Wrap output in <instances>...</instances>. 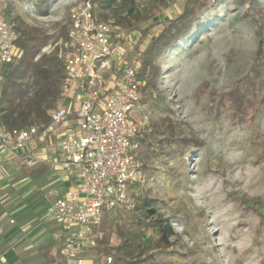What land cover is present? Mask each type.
Instances as JSON below:
<instances>
[{
	"label": "rangeland",
	"instance_id": "obj_1",
	"mask_svg": "<svg viewBox=\"0 0 264 264\" xmlns=\"http://www.w3.org/2000/svg\"><path fill=\"white\" fill-rule=\"evenodd\" d=\"M6 1L5 14L22 37L38 29L49 38L48 51L22 78L29 92L18 99L22 125H42L46 116L28 108L33 76L40 69L60 70L57 43L66 36L70 8L88 0ZM90 1L96 17L112 28L116 46L140 66L164 21L182 13L186 2ZM201 3L196 33L157 56L161 76L134 112L144 181L135 209L104 218L101 246L114 264H264V0ZM117 63L106 75L113 84ZM58 185L53 173L36 178L23 164L4 173L0 226L19 220L33 229L14 244L32 264L56 247L48 227L55 223L43 217L47 192ZM158 219L172 225L170 246L156 245ZM7 245L0 244V264Z\"/></svg>",
	"mask_w": 264,
	"mask_h": 264
},
{
	"label": "built area",
	"instance_id": "obj_2",
	"mask_svg": "<svg viewBox=\"0 0 264 264\" xmlns=\"http://www.w3.org/2000/svg\"><path fill=\"white\" fill-rule=\"evenodd\" d=\"M7 7V1L0 0V165L23 161L28 168L37 166L42 161L40 145L74 115L75 131L60 138L49 161L60 184L47 192L51 202L43 220L57 227L56 264H114V256L101 246L104 218L117 209H135L144 181L142 131L134 118L144 97L141 66L116 46L112 28L96 17L90 0L75 2L66 36L57 43L63 73L49 121L10 127L4 121L2 92L8 70L19 64L25 51L18 44L16 21L5 14ZM116 59L118 76L109 86L106 75ZM75 91L81 93L77 106Z\"/></svg>",
	"mask_w": 264,
	"mask_h": 264
},
{
	"label": "trees",
	"instance_id": "obj_3",
	"mask_svg": "<svg viewBox=\"0 0 264 264\" xmlns=\"http://www.w3.org/2000/svg\"><path fill=\"white\" fill-rule=\"evenodd\" d=\"M112 0L108 2L111 3ZM191 3H197L196 8L189 7ZM203 7L201 0H186L182 13L164 21V28L151 41L148 49V57L144 59L141 65L140 75L145 81L144 91L151 86H155L161 76V68L155 65L154 61L161 53L168 52L171 48L178 45L179 42L195 34L194 21L198 18L199 11ZM42 14H47V9H40ZM48 36L43 35L38 29H33L31 34L22 37L18 44L24 49V56L15 67L8 70L6 83L2 92V101L5 114L4 121L10 127H27L31 125H22L24 121L22 103L18 99L29 92L22 78L26 76L36 62L37 57L42 53L48 43ZM60 70L40 69L35 72L32 79V91L29 99V111H34L38 115H45L47 123L49 121L48 111L55 106L60 91L63 73V63L58 59ZM253 82V81H252ZM7 100L6 104L4 103ZM20 123L17 125L16 123ZM183 141L187 142L185 138ZM155 226L158 228L159 237L156 245L159 247L170 246V237L174 230L169 221L158 219Z\"/></svg>",
	"mask_w": 264,
	"mask_h": 264
},
{
	"label": "crops",
	"instance_id": "obj_4",
	"mask_svg": "<svg viewBox=\"0 0 264 264\" xmlns=\"http://www.w3.org/2000/svg\"><path fill=\"white\" fill-rule=\"evenodd\" d=\"M108 83H109V86L113 85V83H111L110 81ZM80 94L81 93L79 91L74 92V98H75L74 102H76L75 103L76 106L78 105L77 101L79 100ZM73 123H75L74 120H66L58 128L56 135L52 136L47 142L42 143L40 145V148L37 150V152H38L39 157L42 159V161L37 166L33 168H28L26 167L23 161L11 163L9 165H5L4 167H1L0 165V189L4 187L2 186L4 173L9 171L11 168H14V166H16L17 164L25 165L27 175H34V177L36 178H40L47 173L52 174L53 170L51 166L49 165V161L54 157L52 153L56 151L59 140L63 135L71 134L75 131L74 127L72 126ZM50 202L51 200L49 199L47 208L50 205ZM11 220H14V219L13 218L9 219L7 223H9V221L11 222ZM48 222H51V221H48ZM48 224H49L48 227L50 229V234L55 241L56 247L54 251L45 252L43 255H41L39 259H40V262H42L41 264H53V261H55V264H56L57 252H58V242L53 237V233L57 227L53 223H48ZM33 232L34 231L32 228L30 229V228H25L24 226H22V223L19 220H17V222H14L13 224H10V223L7 224V227L5 228H3V226H0V244H3V243L8 244L7 253L5 257V260H6L5 264H32L31 259L29 258L30 255H26V254L22 255L20 253V250H21L20 245H18V247H14V244L19 243L25 237L33 234ZM3 250L4 249L1 250V247H0V253H2Z\"/></svg>",
	"mask_w": 264,
	"mask_h": 264
}]
</instances>
